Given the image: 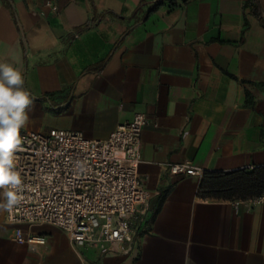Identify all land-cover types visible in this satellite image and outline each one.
<instances>
[{"label": "crops", "instance_id": "obj_1", "mask_svg": "<svg viewBox=\"0 0 264 264\" xmlns=\"http://www.w3.org/2000/svg\"><path fill=\"white\" fill-rule=\"evenodd\" d=\"M248 1L164 0L135 14L140 0H0V64L22 73L34 101L21 132L104 139L135 112L148 121V202L130 251L74 246L48 223L31 227L45 236L31 248L0 208V264H264V202L245 203L264 189L220 183L264 170V25ZM183 161L203 173L169 170Z\"/></svg>", "mask_w": 264, "mask_h": 264}, {"label": "built area", "instance_id": "obj_2", "mask_svg": "<svg viewBox=\"0 0 264 264\" xmlns=\"http://www.w3.org/2000/svg\"><path fill=\"white\" fill-rule=\"evenodd\" d=\"M147 123L144 113L135 112L104 139L59 127L20 132L22 143L14 155L22 199L11 212L5 210L11 238L34 248L45 236L32 233L31 227L48 223L62 228L74 246L106 243L130 251L139 213L148 202L138 171ZM169 170L204 171L189 161L169 163ZM260 202L264 191L245 200L247 205Z\"/></svg>", "mask_w": 264, "mask_h": 264}, {"label": "clouds", "instance_id": "obj_3", "mask_svg": "<svg viewBox=\"0 0 264 264\" xmlns=\"http://www.w3.org/2000/svg\"><path fill=\"white\" fill-rule=\"evenodd\" d=\"M34 103L24 88L22 73L9 64H0V208L11 212L22 199L23 180L15 170V152L20 148L21 129L28 122L27 109Z\"/></svg>", "mask_w": 264, "mask_h": 264}, {"label": "trees", "instance_id": "obj_4", "mask_svg": "<svg viewBox=\"0 0 264 264\" xmlns=\"http://www.w3.org/2000/svg\"><path fill=\"white\" fill-rule=\"evenodd\" d=\"M7 5H11L10 0H5ZM164 0H140L139 5L135 10V14L142 10V5H146L145 3H149L147 7V11H152L156 7H158ZM179 0H169L171 5H174ZM247 5L251 6L253 12L259 17L262 25H264V14L258 8V5L255 4L254 0H249ZM93 22V19H89L83 25L78 28H82L84 26H89ZM206 172V171H205ZM220 183L224 186H231L233 188H254L257 193H259L262 189H264V170H259L256 173L250 174L244 171L223 174V177L220 178Z\"/></svg>", "mask_w": 264, "mask_h": 264}]
</instances>
